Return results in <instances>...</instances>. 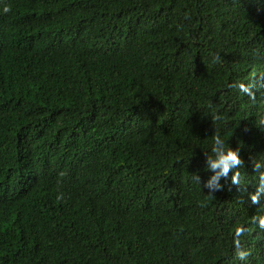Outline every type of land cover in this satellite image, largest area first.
<instances>
[{"label":"trees","instance_id":"1","mask_svg":"<svg viewBox=\"0 0 264 264\" xmlns=\"http://www.w3.org/2000/svg\"><path fill=\"white\" fill-rule=\"evenodd\" d=\"M261 84L264 0H0V264H264Z\"/></svg>","mask_w":264,"mask_h":264},{"label":"clouds","instance_id":"2","mask_svg":"<svg viewBox=\"0 0 264 264\" xmlns=\"http://www.w3.org/2000/svg\"><path fill=\"white\" fill-rule=\"evenodd\" d=\"M260 87H264V84H261ZM252 88V85H241V90L250 97L254 95ZM258 124L264 126V113L259 115ZM228 139V137L219 132H213L211 134L210 147L208 150L202 152L204 157L203 170L210 172L211 175L202 185L200 176L197 172L189 174L190 181L198 185L200 188L202 187L205 189L208 197H212L214 193L223 190V185L219 183L222 178L227 182L230 181L231 185H240L241 174L238 170V166H241L242 161L239 157V147L235 149L230 147L227 143ZM252 168L253 171L258 174V184L255 187V191L250 194L249 198L253 204H256L258 198L264 194V157L252 161ZM230 172L231 176L229 175ZM57 199H60V197L57 196ZM259 226L261 229H264V216L259 217ZM244 231L245 229L238 227L235 230L236 237H240ZM235 246L238 259L241 261L245 260L248 253L240 248V242L238 239L235 241Z\"/></svg>","mask_w":264,"mask_h":264}]
</instances>
